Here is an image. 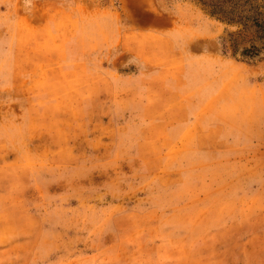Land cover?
<instances>
[{
    "label": "rangeland",
    "instance_id": "374dc122",
    "mask_svg": "<svg viewBox=\"0 0 264 264\" xmlns=\"http://www.w3.org/2000/svg\"><path fill=\"white\" fill-rule=\"evenodd\" d=\"M202 2L0 0V264H264V0ZM183 50L220 56L214 152L147 134L134 70Z\"/></svg>",
    "mask_w": 264,
    "mask_h": 264
},
{
    "label": "crops",
    "instance_id": "0c3cea01",
    "mask_svg": "<svg viewBox=\"0 0 264 264\" xmlns=\"http://www.w3.org/2000/svg\"><path fill=\"white\" fill-rule=\"evenodd\" d=\"M184 50L156 51L158 55L169 56L166 62L163 60L160 64L150 62L149 57L153 55V52L147 51V60L144 61L142 59L138 69L134 70L137 72L134 76L138 82V88H140L139 103L146 104L149 108L150 104L152 105V102H154L153 105L159 103L162 107L159 115L152 111L151 115L147 117L150 120H155L156 122L152 123L161 130L148 132L147 134L152 137L168 135L174 137L176 134H181V139L175 144H164L166 146L165 151L177 150V152L183 153L214 152L217 150L216 146L214 147L210 142L201 145L198 143V137L206 135L209 138H215L216 136L212 130H216L217 126L214 127L215 122L213 121L217 118L213 111L210 110L211 100L215 92L213 88H216V82L212 81L213 76L210 73H213L216 69L220 56L217 51ZM121 52L131 53L133 56L139 54L137 51ZM153 73L156 74L153 75ZM217 74L224 75V68H218L216 70ZM144 75L147 82L140 78ZM152 77L161 80L160 84L156 86L157 92L160 93L159 96L146 95V91H143L144 87L152 81ZM142 83L145 84L140 86L139 84ZM153 88L155 89V86ZM159 97L160 99H158ZM202 109H205V111L203 112ZM200 120L205 121V124L201 127L197 125ZM168 124H171V126L166 129L167 132L165 133L162 129L164 128L165 130ZM175 124L180 125V127ZM185 127H188L190 132H183ZM219 130H221L219 133L223 131L220 128ZM219 135L227 139L228 133L224 129Z\"/></svg>",
    "mask_w": 264,
    "mask_h": 264
},
{
    "label": "trees",
    "instance_id": "16d2710c",
    "mask_svg": "<svg viewBox=\"0 0 264 264\" xmlns=\"http://www.w3.org/2000/svg\"><path fill=\"white\" fill-rule=\"evenodd\" d=\"M237 0H209V3L202 2L203 5H208L212 7V13H220L225 17L226 21H233L234 19L240 20L241 17H232L234 14L235 2ZM228 8V9H227ZM240 22V21H239ZM251 48H244L241 53L246 54L250 52Z\"/></svg>",
    "mask_w": 264,
    "mask_h": 264
}]
</instances>
